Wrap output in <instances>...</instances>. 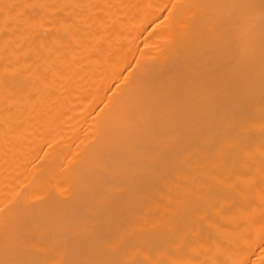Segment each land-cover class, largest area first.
<instances>
[{"label":"bare ground","instance_id":"obj_1","mask_svg":"<svg viewBox=\"0 0 264 264\" xmlns=\"http://www.w3.org/2000/svg\"><path fill=\"white\" fill-rule=\"evenodd\" d=\"M0 264H264V0H0Z\"/></svg>","mask_w":264,"mask_h":264}]
</instances>
